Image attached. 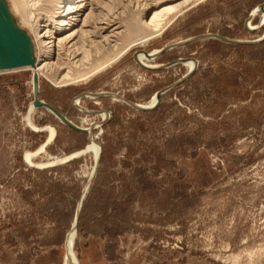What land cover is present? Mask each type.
<instances>
[{"label": "rangeland", "instance_id": "obj_1", "mask_svg": "<svg viewBox=\"0 0 264 264\" xmlns=\"http://www.w3.org/2000/svg\"><path fill=\"white\" fill-rule=\"evenodd\" d=\"M263 4L89 6L58 37L89 15L113 20L101 36L114 37L92 36L91 51L75 34L67 48L85 42L88 55H63L72 71H40L39 98L92 132L97 157L78 155L93 145L88 132L31 109L32 71L0 73V264H64L73 229L79 264H264ZM156 10L164 20L151 37ZM166 89L157 106L137 107Z\"/></svg>", "mask_w": 264, "mask_h": 264}, {"label": "bare ground", "instance_id": "obj_2", "mask_svg": "<svg viewBox=\"0 0 264 264\" xmlns=\"http://www.w3.org/2000/svg\"><path fill=\"white\" fill-rule=\"evenodd\" d=\"M12 2L14 3L15 10L23 16L22 21H23L24 25L28 27V30H29L28 33L33 40L34 46H36V49L38 50V52L36 54V65H35V67H29V68L23 69V70L32 71L33 76L37 75L39 77V79H40V71H44V72H46V70L48 72H49V70L50 71L51 70L57 71L60 69H64L63 68L64 65H67V68L72 71L75 67H77L76 66L77 62L72 63L68 66V64L70 62L68 61L69 62L68 64L65 63V61L68 58L65 59L63 57V55L65 57L69 56L70 58L75 57L76 55H80V54L88 55V51L86 49H84V47H85L84 43L85 42L89 43L91 51H94L95 49L98 48L97 46H96V48L94 47L93 43H96V42H94L92 40H91V42L88 41L89 39L92 38V36L97 37L98 35H100L99 37L102 38L101 43L102 42L103 43H110L111 38L114 37V35H110V34L105 35V36H101V33L103 31L108 32L109 29L112 28L116 24L113 20L101 19L99 17L95 18L94 16H91V15L86 16L82 20V24L80 25L81 26L80 29H76L72 33L65 35L64 37H61V38L58 37L60 35H64L65 32L78 27L79 25L76 24L78 19L83 16V14L85 13L86 9L89 6L97 4V0H12ZM164 9L167 10L166 8H164ZM171 9L172 8H170V9L168 8V11L169 12L172 11ZM258 9L261 10L260 7ZM38 11H40V12L44 11L43 14L44 13L46 14V20H41V17H39V14H37L35 16L36 12H38ZM158 11H160V10H158ZM158 11L157 10L154 11L153 17H151V20L149 22L146 21L147 27L151 30V37H152V35H155L156 32L160 31V29H161L160 27L162 25L161 22H163V20H164L162 18L163 15L160 16L161 12H158ZM92 15H93V13H92ZM100 24H103L104 27H99ZM88 26L92 27L93 31H86V30L82 29V28L88 27ZM79 33H80L82 38H84V37L86 38L85 42H82L83 44L79 48H75L74 51H71L70 48L69 49L67 48V44L71 40L74 39V38L73 39H71V38L75 34L77 36ZM75 45L76 44H73L72 47L73 46L75 47ZM70 52L72 54H68ZM154 52H151L152 54H149V56L145 55L144 53H139L137 56L138 61L143 65L144 63H146V61L151 60L153 58V56H155L159 51H157L155 53ZM54 55H57V58H56V62L52 63L49 60L52 59V57ZM187 63L190 64L189 68L193 67L192 62H187ZM73 65H75V66H73ZM91 73H94V72L92 71ZM69 74H71V73H69ZM69 74L65 75L64 78L69 79V80L71 78L74 79V77H72V75L74 73L72 75H69ZM64 78H61V80ZM85 96L92 98V97H96V94H87ZM80 98H78L76 100L77 105L79 104V102L81 100ZM155 104H157L156 95L148 103V105H144V106L138 105V107H141V108H151L152 107L153 108V106ZM33 107H35L34 104L32 105L31 109ZM77 107L79 108V105ZM101 116L103 118L107 117V115L105 113H102ZM49 130H50V128H49ZM84 130L86 132H88L90 134V136L92 137L91 142L93 145H88L87 148L84 151L78 153V155L83 154V153L85 154V152H87V151L88 152L93 151L94 155L97 157L99 155L100 151H99V147H97V145L94 141L95 136H93L92 132H90L89 130H87V129H84ZM50 131H52V130H50ZM73 157H75V156H73ZM31 158H32V155L29 154L27 159L29 161H31ZM75 236H76V232L73 229L69 233L68 238H67L66 255H65V263L64 264H79L77 257L75 255V252H74Z\"/></svg>", "mask_w": 264, "mask_h": 264}, {"label": "water", "instance_id": "obj_3", "mask_svg": "<svg viewBox=\"0 0 264 264\" xmlns=\"http://www.w3.org/2000/svg\"><path fill=\"white\" fill-rule=\"evenodd\" d=\"M260 8L264 11V4ZM162 52H164V50H162L160 53ZM144 54L149 56L148 53ZM184 62L186 61L179 60L175 63ZM35 65V46L31 36L19 26L6 0H0V73L23 70L29 67H35ZM32 82L34 95L33 104L36 108H44L46 110H49L53 112L57 116V118L67 126L77 131L86 132L84 129H81L72 124L71 121H69L56 108L39 98L40 79L37 75L33 76ZM166 91L167 89L156 94V106L160 104L162 96Z\"/></svg>", "mask_w": 264, "mask_h": 264}]
</instances>
